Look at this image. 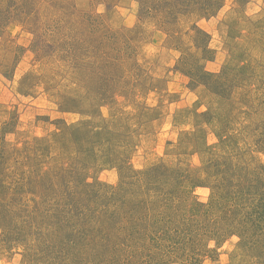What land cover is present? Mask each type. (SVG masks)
Segmentation results:
<instances>
[{
    "label": "rangeland",
    "instance_id": "374dc122",
    "mask_svg": "<svg viewBox=\"0 0 264 264\" xmlns=\"http://www.w3.org/2000/svg\"><path fill=\"white\" fill-rule=\"evenodd\" d=\"M0 264H264V0H0Z\"/></svg>",
    "mask_w": 264,
    "mask_h": 264
}]
</instances>
